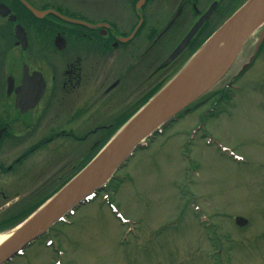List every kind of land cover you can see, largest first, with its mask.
Listing matches in <instances>:
<instances>
[{
  "label": "rangeland",
  "instance_id": "374dc122",
  "mask_svg": "<svg viewBox=\"0 0 264 264\" xmlns=\"http://www.w3.org/2000/svg\"><path fill=\"white\" fill-rule=\"evenodd\" d=\"M245 1L221 0L222 16L210 22V31L161 68L162 60L188 28L187 23L176 25L178 21L161 39L163 45L158 44L155 66L142 62L127 77V87L135 74L140 77L135 89H122L121 96V84L79 122H70V109L62 110L48 129L50 115L58 107L49 101L39 120L44 100L41 107L24 115L25 123L16 121L14 143L7 146L11 153L1 155L11 170L0 176V232L10 230L56 195L103 151L134 116L117 121V114L122 110L125 114L129 107L126 101L146 96L155 86L150 97L158 94L161 85ZM190 16L186 10L185 18ZM2 29L7 27L0 20ZM263 35L264 26L253 31L237 62L207 91L218 93L229 83L238 84L239 89L229 96L232 106L227 112L205 116L207 106H203L178 115L146 147L133 150L125 166H116V179L107 182V190L78 206L66 222L47 227L44 236L6 264H264V41L253 64L244 67L252 61ZM7 40L0 37V104L5 103L4 81L11 73ZM138 86L141 90L136 91ZM88 120L91 125L85 123ZM107 124L111 126L95 128ZM197 125L202 128L194 134ZM87 129L95 131L84 138ZM23 153L24 160L16 164ZM119 178L123 179L115 188ZM236 217L247 224L237 226Z\"/></svg>",
  "mask_w": 264,
  "mask_h": 264
},
{
  "label": "flooded vegetation",
  "instance_id": "af4514ba",
  "mask_svg": "<svg viewBox=\"0 0 264 264\" xmlns=\"http://www.w3.org/2000/svg\"><path fill=\"white\" fill-rule=\"evenodd\" d=\"M0 4L9 10L5 17L0 15V20L4 21L7 27L2 29L4 33L0 30L2 34L0 37L8 38L9 50L6 55L7 64L10 65L8 70L11 71L4 81L5 103L0 104V176L11 170V165L3 164L5 161L1 155L11 153L7 146L14 143L15 122L25 123L24 115L41 107L43 100L46 102L43 103L42 109L39 108V120L45 116V109L50 102L53 101L58 107V110L50 115L48 129L54 126L59 117L58 111L62 110L70 109L71 114L68 115L72 118L70 122H79V118L88 117L89 111L100 101L103 102L104 98L121 84L120 95L122 89L128 88V92L131 86L135 89L140 77L136 78L135 74L128 87L125 83L127 77L134 74V69L142 62H146L149 67L155 66L158 44L163 45L160 43L161 39L178 21L176 25L187 23L188 28L172 46L168 55L200 16L214 4L211 14L187 47L174 60L164 64L167 55L161 62V68L174 62L197 37L210 31L211 21L222 16L221 0H0ZM186 10L191 13L190 19L185 18ZM11 16L15 17L14 21L10 20ZM17 24L24 33L26 40L24 47L15 37ZM263 41L264 35L258 43L252 61L244 66L245 69L253 64ZM2 52L3 50L0 54ZM33 72L41 74L44 90L36 106L21 113L19 108H15L17 95L15 89L21 85L24 73L30 77ZM113 74L116 78L109 82ZM150 74L149 81L156 71ZM8 79H11L13 84L10 92L7 91ZM140 86L142 87V84ZM140 86L136 91L141 88ZM156 87L147 90L146 96L127 100L129 107L125 108V114L121 113L123 110L119 112L120 115L117 114V121L139 111L143 100L148 101ZM236 89H239L238 84L229 83L221 92L213 94L206 92L180 113L188 114L203 106H207L203 108L205 116L225 113L227 108L232 106L229 96ZM176 118L178 115L170 123ZM110 126L111 124L99 125L95 128L102 130ZM201 128L202 126L197 125L196 130L199 131ZM93 131L95 130H85L84 138ZM51 140L49 138L47 142ZM24 158L23 153L21 158L15 160L16 164Z\"/></svg>",
  "mask_w": 264,
  "mask_h": 264
},
{
  "label": "water",
  "instance_id": "95a60500",
  "mask_svg": "<svg viewBox=\"0 0 264 264\" xmlns=\"http://www.w3.org/2000/svg\"><path fill=\"white\" fill-rule=\"evenodd\" d=\"M213 6L214 4L200 16L198 21L167 56L164 64L174 60L187 47L197 30L211 14ZM8 12L9 10L0 4V15L5 17ZM237 14L240 15L239 22L210 74L203 80L198 81L192 90L173 98V93L181 85H186L189 79L195 78L197 72H194L190 68L153 96L132 117L128 126L125 127L126 130H124L123 136L115 144L109 147L107 145L103 151L99 152L53 196V201L38 216L14 233L0 247V264L10 260L18 251L24 249L44 233L47 227L61 220L68 211L84 202L88 194L101 190L104 184L112 177L116 166L118 164L121 165L141 141L148 138L158 129V126H161L179 111L183 110L218 82L233 63L246 39L264 19V0H246L217 31L209 36L202 47L208 44L213 36ZM10 20L14 21L15 17L11 16ZM15 37L22 43V47L26 45L24 33L19 24L15 26ZM12 86V80L8 79V92L11 91ZM44 86L41 74L33 72L30 77H27L24 73L21 85L15 89V93L17 94L15 108H19L21 113L34 108L43 93ZM235 223L237 226L242 227L247 221L241 217H236Z\"/></svg>",
  "mask_w": 264,
  "mask_h": 264
},
{
  "label": "bare ground",
  "instance_id": "6f19581e",
  "mask_svg": "<svg viewBox=\"0 0 264 264\" xmlns=\"http://www.w3.org/2000/svg\"><path fill=\"white\" fill-rule=\"evenodd\" d=\"M239 19L240 15H235V17L230 22H228L218 33L213 36V38L210 42H208V44L200 48L191 59H189L176 73H174L163 85H161L162 87L160 90L168 86L171 82H173V80H175V78H178L179 75H181L186 70H189L190 68H192L194 72H197L195 78L189 79L186 85H181L179 89L173 93V98L179 97L185 94L186 92L192 90L197 85L198 81H201L206 78V76H208L210 72L214 69L216 62L221 52H223L224 48L226 47V43L228 42L234 29L236 28ZM262 26H264V19L258 24L254 32L259 30ZM252 34L253 32L251 33V35ZM239 52L237 53L232 64L237 62ZM159 127L160 126H158L157 128ZM124 130H126V128H123L122 131L116 133L109 140L108 147L115 144V142L123 136ZM53 198L54 197H51L44 203H41L34 211L27 213L24 218H22L21 221L10 230L0 232V247L3 246V244H5L14 233H16L23 226H25L36 216H38V214H40L41 211L53 201Z\"/></svg>",
  "mask_w": 264,
  "mask_h": 264
},
{
  "label": "trees",
  "instance_id": "16d2710c",
  "mask_svg": "<svg viewBox=\"0 0 264 264\" xmlns=\"http://www.w3.org/2000/svg\"><path fill=\"white\" fill-rule=\"evenodd\" d=\"M113 179H116V178L113 177ZM120 180H121V179L117 180L116 185H115V188H116V186H117V184H118V182H119Z\"/></svg>",
  "mask_w": 264,
  "mask_h": 264
}]
</instances>
